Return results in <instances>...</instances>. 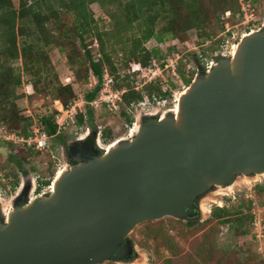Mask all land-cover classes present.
Segmentation results:
<instances>
[{
  "label": "water",
  "instance_id": "water-1",
  "mask_svg": "<svg viewBox=\"0 0 264 264\" xmlns=\"http://www.w3.org/2000/svg\"><path fill=\"white\" fill-rule=\"evenodd\" d=\"M235 44L234 55L183 89L177 113L144 124L139 117L131 136L70 165L52 193L10 211L0 264L131 260L121 244L137 226L190 218L207 190L264 175V29Z\"/></svg>",
  "mask_w": 264,
  "mask_h": 264
},
{
  "label": "trees",
  "instance_id": "trees-1",
  "mask_svg": "<svg viewBox=\"0 0 264 264\" xmlns=\"http://www.w3.org/2000/svg\"><path fill=\"white\" fill-rule=\"evenodd\" d=\"M243 1H250L253 6L256 5V0ZM92 3L106 9L116 33L122 31L128 34L135 30L127 38L130 45L123 49L125 61L122 67L116 64L106 50L110 32L101 29L94 13L92 16L89 11V5ZM227 12H230L228 17ZM241 20L240 0H19L18 7L13 0H0V125L4 124L10 131L27 136L37 122L50 136L55 135L57 127L54 123V102L61 101L68 107L76 99L74 87L59 82L52 61L53 53L57 56L65 53V46L71 48L67 62L75 75V81L80 84L87 83L90 80V73L98 79L94 88L85 93L86 101L96 99L107 71L114 79L115 88L126 89L120 119L131 124L132 116L128 113V108L132 105L143 102L145 97L152 100L153 96L166 99L168 96L172 98L173 95L171 91L164 92L159 82L136 89L138 74L129 73L130 65L137 63L147 67L152 60L162 63L166 59V55L159 47L147 50L143 46L144 43L151 39L159 43L169 39L184 40L186 32L196 29L201 44L210 42L207 50L214 52L224 41L222 34L226 30V24L237 26ZM94 44H97L96 54L91 50ZM174 49L172 47L170 51ZM18 60L22 62L23 73L31 78L33 93L27 97L29 102L32 103L38 98L48 100L43 105L45 113L39 115L38 119L22 116L16 103L25 97V94L18 93L22 75L21 71L13 66ZM186 60V58L180 60L178 73L181 78L177 83L171 82L173 90L177 89L181 81L190 85L195 78L194 70L186 71ZM123 68L127 71L126 75L121 74ZM95 113L96 111L87 105V119L84 115H79L78 125L85 127L92 124ZM94 132L96 129L92 130V133ZM64 136L67 135H59L56 141L64 140ZM112 137V129L104 128V140H110ZM4 147L10 150L8 156L10 161L18 166L29 161L34 155H45L1 143L0 155ZM51 148L55 150L53 144ZM47 156L50 157V154ZM48 164L47 175L53 179L57 171L54 170V162L51 159ZM32 170L37 172L38 169L34 165ZM0 171L4 172L1 156ZM47 175L43 178L47 179ZM5 177L10 180L8 175ZM19 180L15 176L14 181H11L13 187L19 184ZM0 184L4 188L7 186V183ZM42 184H49V180H44ZM245 207L251 210L252 203L242 202L239 211L236 212L230 211L227 207H216L207 223L215 221L216 225H228L235 237L245 236L253 220V214L250 212L242 213ZM147 225L148 231L145 235L155 242L156 247L165 246L173 258L181 254V246L174 241L163 224L156 221L148 222ZM193 226L194 223H191L190 227ZM184 229L181 228L179 234L185 239L187 234L184 233ZM194 248L199 260L206 264L216 258L217 254H221L215 234L203 235V240ZM224 256V259L218 260L219 263L224 260L225 264H240ZM172 263L173 259H166L162 264Z\"/></svg>",
  "mask_w": 264,
  "mask_h": 264
},
{
  "label": "rangeland",
  "instance_id": "rangeland-1",
  "mask_svg": "<svg viewBox=\"0 0 264 264\" xmlns=\"http://www.w3.org/2000/svg\"><path fill=\"white\" fill-rule=\"evenodd\" d=\"M13 2L15 3L16 7H18L19 0H13ZM255 3V19L257 21L263 22L264 0H256ZM89 11H91L92 16L94 13V16L98 20L101 29L110 32V38L107 43L106 50L109 52L116 64L119 67H122L125 61L123 49L124 47L126 48L130 45V42L127 40V38L133 34L135 30L130 31L128 34L123 33L122 31L121 33H116L112 19L107 14L106 9L101 7L99 4H90ZM230 26L232 25L230 24ZM232 32L235 34L234 37H236V40H234L235 38L233 37V41H231L235 43L239 41V39L242 37V34L245 35V33H249V31H245V27L243 25L233 28ZM185 35L186 38L184 40L169 39L163 43H159L156 40L151 39L150 41L144 43L143 46L147 50H152L153 48L159 47L163 54L166 55V59L170 57L176 59L177 56H179L180 60L186 58V71L188 72L194 70L196 74L197 71L202 73L208 66H210L211 63L218 61V59L215 58L216 53H228L232 50L230 45H228V47H224L223 49L219 47L214 52L208 51L207 48L210 47L211 43L207 42L202 45V41L196 29L189 30ZM235 43L233 46V52L236 45ZM172 47L175 49L170 51V48ZM41 48H43V45H41ZM53 49H55V47ZM91 50L96 54L97 44H94V47H92ZM69 53H71V48L65 46V53H62L59 56H57L56 53H53L54 57L52 61L54 62V69L58 75L59 82H61L63 85L71 84L75 89L76 99H78L83 97L85 93L89 91V81L87 83L81 84L75 81V75L71 71L67 62V56ZM180 60L178 62V67L180 65ZM13 66L16 69H19L22 75V84L20 87H18V93L25 94L24 98L16 102L21 110L20 114L25 117H28L27 115L32 114L31 118L38 119L39 115L45 113V108L43 105L44 102L48 100L38 98L30 103L27 97L33 93V89L29 87L31 78L23 73L21 60L15 61ZM121 74H127L125 68H123ZM178 75L180 77L179 73ZM176 81L178 82L179 80ZM187 86L188 85L184 83V87ZM136 87H138V85H136ZM183 89L184 88L182 85L178 84L177 89L174 90L178 93H173L174 96L170 99V102L166 108L174 107V99L177 98L178 100V97L182 93ZM145 108H152V106L146 105ZM134 112L136 114V111ZM88 127L91 131L93 129H98V127L112 129L113 137L110 140H103L100 143L101 147L105 149L111 142L116 141L115 139L128 133V128L124 126V122L120 119V117L108 113L104 108L97 109L94 115V121L92 124H89ZM76 136L78 135H75L74 131H72L70 135L64 136V140L62 141H56L58 138L52 140L55 150H52V148L51 150L54 152L55 156L60 157L59 154H61V146H64V143L67 141H72L76 138ZM1 145L3 144L1 143ZM1 152L2 153L0 156L2 166L4 168V172H2V174L8 175L10 177L9 181L6 178L8 184L12 185L11 181H14L15 176L20 179V173H22L24 176L27 174V177L31 175L34 176L36 173L34 170H32V166L34 165L36 168L39 166L40 170L38 173H40L42 177L47 175V168L49 165L48 161H50V157L47 155L50 153H45V155H34L29 161L23 162L21 163V166H18L17 164L12 163L8 158L10 150L7 147H4ZM63 166H65L63 160L56 161V164H54V170L59 171L63 169ZM25 171L27 173H25ZM47 180H51V178L48 177ZM2 198H5V200H3V210L7 211L8 213V210L12 207L11 203H9L10 201H8L9 195H3ZM242 202L245 204L248 202L252 203L251 210H248L245 207L242 213L245 214L250 212L251 214L255 213L256 215H259L264 225V175H254L249 177L239 176L228 188H215L212 191H209L206 195L200 197L198 199V204L202 208L200 211V219L193 222L195 225L193 227H190L191 223L188 220L175 219L171 217H166L159 220L158 222L167 228L169 234L174 238V241L179 246H181L182 252L178 257L173 258L165 246L156 247L155 242L152 239L146 237L145 234L148 231V222H146L137 226L135 230L127 236L133 242L135 259L130 262H119V264H162L166 259H173L172 264H206L199 260L194 250L195 245L203 240V235L205 234H215L217 247L221 253L217 254L216 258L211 259L209 264H225L223 263L224 260L222 263L218 262L219 259L222 260L224 256L222 254H225L224 257L232 258L238 261L240 264L264 263V238H256L257 233L254 229V226L252 225V222L249 226L248 234L242 237H235L228 225H216L215 221L207 223V221L211 218V212L216 209V207L223 206L227 207L232 212H236L239 211ZM181 228H185L184 233L187 234L185 239L179 234ZM262 235H264V233H262ZM106 264L116 263L108 262Z\"/></svg>",
  "mask_w": 264,
  "mask_h": 264
},
{
  "label": "built area",
  "instance_id": "built-area-1",
  "mask_svg": "<svg viewBox=\"0 0 264 264\" xmlns=\"http://www.w3.org/2000/svg\"><path fill=\"white\" fill-rule=\"evenodd\" d=\"M240 5L242 11L241 23L237 26H230L229 23L226 24V30L222 34V36H224V41L220 46L222 49L224 47H228V45H230V48L233 49L235 43L232 42L233 41L232 39L235 36V34H233L232 32L233 28L243 25L245 27L246 32L248 31L256 32L264 28V21L260 22L255 19V12H256L255 7L250 1L245 2L243 0H240ZM226 16L227 17L230 16V12H227ZM243 35L244 34H242V36ZM234 38L236 39V37ZM231 51H229L228 53L227 52L216 53L215 58L220 54L224 56H228L231 53ZM179 60H180L179 56H177L176 59L170 57L164 60L162 63L156 60H152L147 67H143L141 64H137V63L131 64L129 73L138 74V81L136 83L138 87H136V89L142 88L147 84H151V83L156 84L159 82L164 92L171 91L172 93L175 94L178 93L177 91H174L172 89L171 82L177 83L176 80L180 79L178 75ZM213 65L214 62L211 63L210 66H208L205 71L208 72L209 70H211ZM198 73L199 71H197V74ZM97 83H98V79L93 75V73H90V80L88 84L89 90L93 89ZM181 85L183 88H186L184 87V83H182V81H181ZM125 92L126 89L115 88L113 77L106 71L103 76L101 90L98 96L96 97V99H94L93 101H86V99L83 96L81 98L75 99L73 102L69 104L68 107H66L61 101L56 100L54 102L53 104V109L55 111L54 123L57 127L55 135L50 136L45 130H43L38 125L37 122L34 123V125L31 128L30 134L27 136L19 134L15 131H10L6 125L1 124L0 143L11 144L18 149L32 150L42 154L50 153V159L52 160V162H54V164H56V160H57L56 156L54 152L51 150L52 140H54L59 135H63V134L70 135L72 131H74L75 135H79L83 131L88 129V126L83 127L78 125L79 115H84L85 119H87L86 116L87 105H89L95 111H97V109L104 108L108 113L120 117V113L123 107V96ZM173 96L174 94L172 95V97ZM170 99L171 96H168L166 99H160L156 96H153L152 100L148 97H145L143 102L137 105H132L130 108H128V113L132 116V123L131 124L124 123V126L128 128L127 131L128 133L115 140L119 141L126 138L127 136L132 135L133 130L136 127L137 120L141 116L140 114H138L139 110H147V109L151 111L157 110L162 112V116L174 110L176 108L177 98L174 99L175 102L174 107L166 108V106L170 102ZM146 105H151L152 108H145ZM164 108L165 111L163 110ZM134 111H136V114ZM155 112H153L152 114H154ZM27 116L31 117L32 114H29ZM101 129L102 132H100V137L102 136L104 128L101 127ZM37 169L38 170L35 173V181L37 182L38 179L47 180L44 179L40 173H38L40 170L39 166L37 167ZM55 176L53 177V179L49 180V184L47 185L42 184L44 185L43 187L38 184L35 186L34 188L35 193H38L37 190H41L40 191L41 194H38L37 196H43L45 193L46 194L52 193ZM0 183H7V179L5 175L2 174L1 171H0ZM21 187H23L21 184V180L19 181V184L15 187L7 183L6 188H4L0 184V196L3 195L11 196L13 194H16L21 189ZM252 225L254 226V229L256 230L257 233L256 238L258 239H261L262 237L264 238V235H262V233H264L263 222L260 216L256 215L255 213L253 214Z\"/></svg>",
  "mask_w": 264,
  "mask_h": 264
},
{
  "label": "flooded vegetation",
  "instance_id": "flooded-vegetation-1",
  "mask_svg": "<svg viewBox=\"0 0 264 264\" xmlns=\"http://www.w3.org/2000/svg\"><path fill=\"white\" fill-rule=\"evenodd\" d=\"M262 29H264V28H262ZM221 57H224V55L220 54L219 56L216 57V59H219ZM200 73L201 72H199L197 75H199ZM163 110L165 111V108ZM155 111H157V110H153V111H151V110H139L138 114L141 115L140 116V123L144 124L146 122V120H157L162 115V112H160L158 114H152ZM170 112H172V111H170ZM170 112L166 113V115L169 114ZM101 130H102L101 127H98V129H96V132L92 133V131L88 127V129H86L83 133L76 136V138L73 139L72 141L65 142L64 146H61V154H59L60 157H56V159H57L56 161L63 160L65 166H63L62 168H68L70 165L76 164L81 160H86L88 158H95V157L99 156L100 154L104 153V148L101 147V145H100L101 141L104 140L103 139V133H102V136L100 137V132H102ZM20 174H21L20 180H21V184L23 187H21V189L16 194L9 196L8 201H10L9 203H11L12 207L8 211H12L15 207H22V206L28 204L29 202H31L33 199L36 198L34 196L41 194V192H40L41 190H37L38 193H35V190H34L35 186L37 184L42 186V187L44 186V185H42V182L44 180L38 179V181L36 182L35 181V175L34 176L31 175V176L27 177V174H26V176H24L22 173H20ZM250 176H254V175H250ZM237 177H239V176H237ZM237 177H235L234 180ZM243 177H249V176H243ZM26 187L28 188V192L26 191V189H27ZM226 188H228V187H226ZM213 189H215V188H211V189L207 190L203 195L197 197V199L195 200V208L191 210L192 216L190 218L185 219V220H188L190 223H193L194 221H197L198 219H200V211L202 210V208L198 204V199L200 197L206 195L209 191H212ZM48 195L49 194L45 193L43 196H48ZM3 200H5V198H2V196H0V224L5 221V218H6L5 216L7 213V211L3 210V205H4ZM121 246L123 248L127 247V250H129V253L131 254L132 259L126 260V261L111 262V263L119 264V262H130V261H133L135 259L134 245H133V242L128 237L125 238V240L121 244Z\"/></svg>",
  "mask_w": 264,
  "mask_h": 264
},
{
  "label": "bare ground",
  "instance_id": "bare-ground-1",
  "mask_svg": "<svg viewBox=\"0 0 264 264\" xmlns=\"http://www.w3.org/2000/svg\"><path fill=\"white\" fill-rule=\"evenodd\" d=\"M236 48H237V46L235 45V47H234V52H233V55L235 54V51H236ZM184 92H182L180 95H182ZM180 95H179V97H180ZM179 97H178V100H179ZM178 100H177V102H178ZM178 109H179V107H178V103H176V108L174 109V110H172V113H177L178 112ZM171 113V112H170ZM163 117H165V116H163ZM162 117V118H163ZM119 141H121V140H119ZM119 141H114V142H111L109 145H107V147H106V149H105V152L106 151H109L112 147H114ZM68 168H63V169H61V170H59L57 173V177L55 178V180L56 179H58V177H60V175L64 172V171H66ZM219 189H222V188H219ZM10 211H8V213H9ZM8 213L6 214V215H8Z\"/></svg>",
  "mask_w": 264,
  "mask_h": 264
},
{
  "label": "crops",
  "instance_id": "crops-1",
  "mask_svg": "<svg viewBox=\"0 0 264 264\" xmlns=\"http://www.w3.org/2000/svg\"><path fill=\"white\" fill-rule=\"evenodd\" d=\"M29 87H30L31 89H33L31 85H29ZM31 94H32V93H31Z\"/></svg>",
  "mask_w": 264,
  "mask_h": 264
}]
</instances>
